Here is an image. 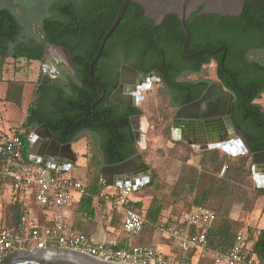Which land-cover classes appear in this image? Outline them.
<instances>
[{
  "label": "trees",
  "instance_id": "1",
  "mask_svg": "<svg viewBox=\"0 0 264 264\" xmlns=\"http://www.w3.org/2000/svg\"><path fill=\"white\" fill-rule=\"evenodd\" d=\"M123 1L58 2L53 5L58 12L57 15L42 18L40 35L24 39L22 38L24 25L19 16L0 0V80H4V66L10 58L43 62L47 44L67 48L77 68L75 79L68 84L51 77L45 78L41 75L38 77L35 82V100L29 106L28 115L22 124L27 129L25 132L18 131L25 143L30 128L48 123L55 138L61 143L72 142L82 131H90L99 136L100 144L97 148L100 149V153L91 156V162L98 165L99 170L103 163H119L137 153L143 156L136 145L131 124V116L140 114L142 110L138 106L123 107L110 100L113 88L105 73L110 68L107 60L109 57H115L118 49L130 55L135 51H151L161 41L174 45L177 43L181 47L187 36L183 29L175 31V14L167 15L163 23L156 26L154 20L144 15L142 5L130 2L123 19L106 40L101 54L93 65L91 76V63L99 52L103 38L112 26ZM202 9L201 6L191 17L195 22L201 21L206 26L196 30L191 27L190 20L189 43L196 44L197 52L203 48H216L220 44H224L226 50L224 48L222 54L218 56L204 54L195 69L200 71L203 63L215 59L218 63L219 78L235 94L233 121L245 136L250 149L241 155L243 162L237 165L236 169L251 172L253 153L264 150V108L257 102L264 93V60L250 61L245 58L244 53L248 49L264 53V0H247L243 12L238 17L216 13L200 14ZM236 57L240 58V63L236 62ZM158 61L167 86L185 95L188 94L192 83L176 81L175 72L170 73L172 62L168 58L163 56ZM28 82L33 81L8 79L4 100L20 106ZM203 83L207 85L209 81ZM201 92L202 90L193 92L186 101L198 98ZM230 159L227 154L222 155L219 148H211L202 150L199 166L187 165L188 175L176 182L173 193L175 200L180 199L186 191L194 194L190 208L180 216H169L167 223L175 220V232L193 233L195 228L188 226L185 216L193 206L210 207L216 213L217 219L213 226L206 230L207 250L228 251L237 231L246 228L249 254L264 263V228L241 225L220 203V199L225 195L223 193L228 188V182L219 174L223 165L228 163L225 174L229 175L234 165ZM200 167H211L214 173H201ZM102 189L100 175H97L79 203V212L93 217L96 211L93 206L94 200L101 196ZM257 194L264 195V188L257 187ZM25 198V192L13 190L11 179L0 177V228L15 229L19 226ZM27 209L37 210L36 213L44 223V210L30 205ZM162 209L161 200L153 197L145 214L147 218L145 225L147 223L157 225ZM116 219L121 221L119 214L113 215L111 225L115 226ZM117 226L123 228V222ZM193 253L191 252L190 257H193Z\"/></svg>",
  "mask_w": 264,
  "mask_h": 264
},
{
  "label": "rangeland",
  "instance_id": "2",
  "mask_svg": "<svg viewBox=\"0 0 264 264\" xmlns=\"http://www.w3.org/2000/svg\"><path fill=\"white\" fill-rule=\"evenodd\" d=\"M33 3L26 4V0H2L3 5L8 6L14 10L19 16L21 22L24 25V31L22 38L26 39L32 36L40 35V23L43 17L49 15V2L39 0H32ZM52 57L49 54H45V60L41 61H28L27 59L21 58L20 60L8 59L4 66V80H0V89L7 86L8 79H26L30 87V95L28 96L29 89H25L26 98L23 106L17 109V114H13L14 110L11 102H7L1 97L0 92V134L7 132H25L27 127L21 123L25 120L27 115L28 106L34 101V88L35 82L38 77L44 76L50 78L51 74L49 70L45 71L46 60L56 58L59 60L58 64L68 65V58L62 51L51 49ZM55 64V61L51 62V65ZM205 74L210 77L216 78V71L214 66L208 67ZM160 84L157 82L153 84L152 89L144 92L146 99L139 102L138 106L142 109V114L148 119L149 126L146 132V146L145 148H138L143 153L144 159L147 164L151 167L149 177L150 182L146 183L140 190H134L133 196L137 199L142 198V202L145 206H149L153 197H157L161 200L163 206L160 221L157 225L147 223L144 228V232L140 235H129V238L134 244L143 243L144 239L150 232L158 230L160 232L161 241L167 240L173 244V238L163 236L164 232L161 230V226L166 222L169 216H180L185 210L190 208L191 201L194 194L186 191L182 197L175 200L173 189L178 180L188 175V164H194L199 166V160L201 157L202 149L195 143H189L184 140H178L174 137V128L172 125V116L176 113L175 110H171L167 107L168 96L162 91ZM257 102L261 103L264 108V93L257 99ZM89 135V134H88ZM93 137L84 136L75 142V147H85L87 143L93 145ZM222 155L227 154L231 157L233 166L231 172L226 175L225 172L222 174L221 169L220 176H224L228 182V188L223 193L225 194L221 199L220 203L222 207L227 208L233 218L237 219L241 225L257 226L258 228H264V195L260 196L257 194V187L264 188V182H261L256 177L253 171L243 172L236 169L237 165L243 162L241 155L243 153L233 155L222 148H219ZM96 153V149H94ZM92 153V152H91ZM81 155V154H79ZM79 156L77 168H80V177L85 179L84 171L85 158ZM93 164V162L91 163ZM92 167V165H91ZM201 173H214L211 167L202 168L200 167ZM75 173V170H67L59 175L64 177H70ZM96 173L91 169L89 171V177L92 178ZM258 175V174H257ZM92 181V179H90ZM107 188V187H106ZM99 214L102 217V209L100 206ZM120 221L114 220L115 227L119 228ZM172 222V221H171ZM170 222V224H172ZM163 233V234H162ZM103 232L98 236L103 240ZM126 235V234H125ZM172 251H175L173 249ZM195 255V253H194ZM215 252L213 250L198 249L197 255L193 256L195 264H199V260L203 258L206 264H217L214 261Z\"/></svg>",
  "mask_w": 264,
  "mask_h": 264
},
{
  "label": "built area",
  "instance_id": "3",
  "mask_svg": "<svg viewBox=\"0 0 264 264\" xmlns=\"http://www.w3.org/2000/svg\"><path fill=\"white\" fill-rule=\"evenodd\" d=\"M25 140L18 132L0 134V177L12 180L15 192H25V207L20 224L15 229L0 228V261L16 251L69 250L76 251L110 264H195L190 253L207 249L206 230L213 226L216 213L207 206L196 205L185 216L193 233L185 231L180 236L182 256L168 258L155 246L135 245L116 248L100 241L93 235L79 230L74 222L60 220L55 225L42 223L35 211L27 206L37 202L44 208H64L77 195L85 193L81 180L57 175L51 164H37L25 152ZM227 165L222 169L225 172ZM104 183V179H100ZM135 187L122 185L115 199L109 202L113 211L123 214V230L129 235H139L147 221L138 200L133 196ZM217 264H264L248 252V230L237 231L231 247L226 252L214 251Z\"/></svg>",
  "mask_w": 264,
  "mask_h": 264
},
{
  "label": "flooded vegetation",
  "instance_id": "4",
  "mask_svg": "<svg viewBox=\"0 0 264 264\" xmlns=\"http://www.w3.org/2000/svg\"><path fill=\"white\" fill-rule=\"evenodd\" d=\"M39 1L49 2V15H57L58 12L53 8V5L58 2L68 0ZM76 1L81 3L82 0ZM31 3H33L32 0H26V4L30 5ZM191 16L187 20V26L190 20L191 27L196 30H201L206 26L201 21L195 22ZM179 29H183L182 21L180 17L175 14V31ZM184 44L180 47L177 43L174 45L170 42L161 41L159 44L154 46L151 51H135L130 55H128L124 50H116L115 57L108 58L107 61L110 68L107 72H105L109 81L112 83L111 86L113 88L110 93V100L113 102H115V99L118 101L125 100L127 102L133 103V105H122L115 102L123 107L138 106L139 102L146 99L144 92L152 89L153 84L157 82L161 87H163L162 91L168 96L167 107L171 110L176 109V113L173 114L171 120L172 125H175V137L178 139H185L184 141L189 143H195L199 145L202 150H206L204 148H206L208 142L217 139H225L227 136H232V133L234 132V129L230 127L227 120L228 98H226L222 91L218 88L219 85H222L226 91H229L234 95V99L231 103L230 115L232 121L234 116L233 105L235 101V94L230 89H228L224 85L223 81L219 78L217 74L218 63L215 59H212L207 63H203L202 69L200 71H196L195 67L198 65L201 58L204 57V54L218 56L222 54L224 48L226 50V46L224 44H220L216 48H203L199 49L197 52L195 50L197 47L196 44L188 42L186 47H184ZM48 46L49 44L46 45L45 54L47 53L49 54V57H51L52 52L49 50ZM62 52L66 55L64 51ZM163 56L172 62L170 73L175 72L176 81L192 83L193 86H191L192 88L188 94L185 95L183 92L175 91L174 89L167 86L164 75L160 71L161 64L158 61ZM244 56L250 61L253 59L264 60V53L256 49H248L244 53ZM224 60L225 56L223 57V62ZM240 61V58L236 59V62L240 63ZM56 65L55 71L50 70L49 67H47L45 71L49 70L51 76L56 75V77H58L60 75V67L58 63H56ZM210 66H214L216 78L205 74V71ZM135 71H138L141 74H137ZM157 71L163 75L164 80L159 76ZM204 81H209V83L204 85ZM66 83L68 84L70 82ZM201 90L202 92L198 98L186 101L193 92H198ZM121 93L128 94L131 98L125 99L122 97ZM204 96L205 99L200 103V110L188 111L184 117L177 116L182 106L204 98ZM140 114H142V112ZM148 173L150 174V172Z\"/></svg>",
  "mask_w": 264,
  "mask_h": 264
},
{
  "label": "crops",
  "instance_id": "5",
  "mask_svg": "<svg viewBox=\"0 0 264 264\" xmlns=\"http://www.w3.org/2000/svg\"><path fill=\"white\" fill-rule=\"evenodd\" d=\"M53 61L57 63L59 60H57L56 58H52V62ZM56 63L55 64L52 63L54 68H56L57 66ZM51 78L59 79L62 82L66 83L65 80L60 75L58 77H56V75H53L51 76ZM30 87L31 85L29 84H27L25 87V89H29L28 96L30 95ZM6 91H7V86L5 88L0 89L1 97L3 99L6 96ZM25 95L26 93L24 90V99H23L22 104L20 105L23 107L26 104L24 102L26 98ZM34 95H36L35 88H34ZM12 104H15V103H12ZM20 106L17 104H15V106H12L13 107L12 109L14 110L13 114H17V111H18L17 109H19ZM29 106H28V109H29ZM28 109H27V115H28ZM23 122L21 124H23ZM173 128H174L173 133L175 137V125L173 126ZM88 134L90 135V137H93L92 139L94 141L93 145L91 146L89 145V143H87L84 148L83 147L76 148L74 145L76 140L84 136L87 137L89 136ZM178 140H185V139H178ZM98 144H100L99 136L92 134L90 131H82L79 133L77 138L71 142V150L57 148V146L51 142L46 131L40 125H38L35 128H30V134L26 141L25 152L31 161L37 164L53 165L57 175H59V173H63L67 171L68 169L75 170V173L71 175L70 177L81 180L86 187V191H87V187L96 178L97 175H100V179L101 178L104 179V183H102L103 189L101 191V196L94 200L93 206L95 207L96 211L93 217H88L85 214L79 212L78 210L79 203L83 195L86 193V191L85 193L81 195H77L74 198V200L71 202V204L64 208L54 206L48 209V208L42 207L37 202H33L31 204L32 207L41 208L42 210H44L43 215H44L45 224L55 225L60 220L72 221L74 222L75 226L79 230L85 232L88 235H93L97 237L100 241L106 244L113 245L115 247L118 245L119 248H131L132 246H135V245L155 246L160 252H162L168 258H173V257H176L177 259L181 258L182 252H181V248L179 245V240H180V236H182L184 232L181 234L178 232H175V220L171 222L172 224L170 223L168 224L167 223L168 219H167L166 222L161 226V230L164 232V234L162 233L163 236L165 235L166 237L173 238L172 239L173 244H171L167 240L161 241L160 232L158 230L153 231V233L150 232L149 234H146L147 236L144 239H142L143 243L138 244L137 242H135L134 244H132L129 238V235L128 234H127L128 236L125 235V232L122 227L117 228L111 225L113 222L114 214H119L121 217L120 222H123V214L120 211L111 210L110 206L108 205L109 202H111V200L115 199L119 188L122 185L131 184L135 187V190H140L146 183L150 182L151 178L149 177L148 171L141 173L140 176L132 180H129V181H123L122 179L119 180V175L116 172L114 173V172L105 170L106 172L105 174L104 168H106V166L109 163H103L100 170L98 169V165H96L95 163L91 164L92 163L91 156H93V154L99 155L100 153V149L97 148ZM94 149H96L97 151L96 153L94 152ZM79 154L83 155L82 157L85 158V165L83 166L86 169L84 171L83 176H85L86 180L80 177L81 170L80 168H77L79 166L78 158L79 156H81ZM91 169L94 171V173H96L92 178L89 177V171ZM258 176H259V180L261 182H264V167L259 169ZM90 179H92V181H90ZM137 200L140 202L139 207L141 211L144 214H146L147 208L149 206H145L143 204L142 198L140 199L137 198ZM98 206H100L102 209L101 210L102 215H103L102 217H100ZM36 211L37 210H35V212ZM101 232H103L104 234L103 240L100 239L98 236ZM143 232H144V229L141 232V234ZM173 249H175V251H172ZM197 251L198 249L193 251L195 255H197ZM194 253H193V256H195ZM190 258L192 262L194 263L192 259L193 257H190ZM199 261H200L199 264H206L203 258H201Z\"/></svg>",
  "mask_w": 264,
  "mask_h": 264
},
{
  "label": "water",
  "instance_id": "6",
  "mask_svg": "<svg viewBox=\"0 0 264 264\" xmlns=\"http://www.w3.org/2000/svg\"><path fill=\"white\" fill-rule=\"evenodd\" d=\"M247 0H124L120 6L119 12L103 38L102 46L94 57L91 67H90V74L93 76V65L95 61L98 59L99 55L102 52V49L105 45L106 40L110 36V34L116 29L119 25L120 21L123 19L126 8L130 2H137L144 8V15L146 17L151 18L155 21V25L159 26L163 23L165 17L169 14H177L181 21L182 27L186 33V40L184 47L188 44L190 40V31L187 26V20L191 16V14L198 10L201 6L203 9L200 11V14H220L222 16H240L244 10ZM49 50L56 49L58 51H64L68 58V65L59 64L60 67V76L66 81L71 82L75 79V74L77 72V68L74 64L71 52L63 47L57 46L53 44H49ZM51 60H47V64L45 65V69L47 67L50 70L55 71V68L51 65ZM137 74H141L138 71H135ZM159 76L164 80L163 75L157 71ZM215 88V87H214ZM223 95L228 98L227 102V120L228 124L231 128L234 129L232 136H227L225 140L230 141L233 138L238 140L239 144L242 145V149L236 153L227 150L220 145H211L206 146L204 149H211V148H222L226 152L237 155L240 153H247L249 152V146L246 141L245 136L240 131L238 127L235 126L231 119V103L234 99V95L231 94L229 91H226L222 85L218 87ZM213 91V90H211ZM105 90L103 89V93ZM122 97L125 99H130L131 97L128 94L121 93ZM205 99L201 98L197 101L184 105L180 108L177 116L184 117L188 111L192 110H200V103ZM115 102L122 104V105H133L131 102L127 101H118L114 100ZM131 124L135 133L136 138V145L139 148H145L146 146V132L149 126L148 119L143 114H136L131 116ZM47 133L49 139L53 144L57 146V148L69 149L71 150V142L68 143H61L58 141L54 133L51 131L48 123H43L40 125ZM140 166V167H139ZM264 167V150L256 151L253 153V171L256 174V177L259 180V176L257 175L259 169ZM151 167L147 164L145 159L140 153L135 154L134 156L115 164H108L106 168H104V173L106 174L105 170L116 172L119 175V180L129 181L138 176L145 171H150ZM104 174V175H105ZM121 184V183H120ZM0 264H110L106 262H102L96 258L91 256L81 254L76 251H69V250H34V251H16L9 256L5 257L3 260L0 261Z\"/></svg>",
  "mask_w": 264,
  "mask_h": 264
},
{
  "label": "bare ground",
  "instance_id": "7",
  "mask_svg": "<svg viewBox=\"0 0 264 264\" xmlns=\"http://www.w3.org/2000/svg\"><path fill=\"white\" fill-rule=\"evenodd\" d=\"M211 145H220L221 147H224L227 150L232 151L234 153L240 151L243 148L242 145L239 144L238 140H236V138H233L230 141H227L225 139H217V140L208 142V146H211Z\"/></svg>",
  "mask_w": 264,
  "mask_h": 264
}]
</instances>
